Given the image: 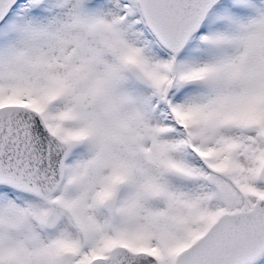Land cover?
<instances>
[{
    "label": "snow or ice",
    "instance_id": "obj_1",
    "mask_svg": "<svg viewBox=\"0 0 264 264\" xmlns=\"http://www.w3.org/2000/svg\"><path fill=\"white\" fill-rule=\"evenodd\" d=\"M0 264H264V0H0Z\"/></svg>",
    "mask_w": 264,
    "mask_h": 264
}]
</instances>
